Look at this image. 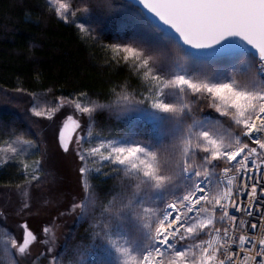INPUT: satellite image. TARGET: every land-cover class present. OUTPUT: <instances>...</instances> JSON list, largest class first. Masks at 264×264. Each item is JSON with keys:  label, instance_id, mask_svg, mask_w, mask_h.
<instances>
[{"label": "snow or ice", "instance_id": "6c2138e0", "mask_svg": "<svg viewBox=\"0 0 264 264\" xmlns=\"http://www.w3.org/2000/svg\"><path fill=\"white\" fill-rule=\"evenodd\" d=\"M48 6L81 40L99 43L105 64L130 68L138 84L29 109L47 121L74 109L53 135L79 161L77 191L53 219L74 214L86 225L57 252L54 226L45 224L39 255L47 264H264V0ZM103 113L113 122L98 126ZM9 123L0 113V133L8 136L0 165L21 157L23 217L32 211L28 185L40 181L47 150L31 127L18 132ZM40 123L29 118L33 127ZM0 228V264H41L31 254L38 236L27 220L21 236L4 220Z\"/></svg>", "mask_w": 264, "mask_h": 264}, {"label": "trees", "instance_id": "16d2710c", "mask_svg": "<svg viewBox=\"0 0 264 264\" xmlns=\"http://www.w3.org/2000/svg\"><path fill=\"white\" fill-rule=\"evenodd\" d=\"M71 2L78 4V0ZM102 37L105 41L110 39L106 33ZM107 59L99 43L81 40L75 25L59 20L49 9L48 0H0V113L9 117V128L20 132L31 127L42 140L41 148L47 150L41 179L31 183L36 192L51 188L62 172L52 132L43 118L32 116L31 107L22 106L23 101L29 97L38 108H54L58 97L75 98L77 92L94 94L121 84L133 88L137 78L131 69L109 66L105 64ZM29 118L42 123L33 127ZM112 122L107 113L98 116V126ZM1 138L8 136L0 133ZM25 138L34 137L27 134ZM35 155L39 157L40 153ZM24 181L18 164L0 168V188L16 187ZM85 226L76 220L67 227L58 241L57 252L62 251L66 239L83 234Z\"/></svg>", "mask_w": 264, "mask_h": 264}, {"label": "rangeland", "instance_id": "374dc122", "mask_svg": "<svg viewBox=\"0 0 264 264\" xmlns=\"http://www.w3.org/2000/svg\"><path fill=\"white\" fill-rule=\"evenodd\" d=\"M137 84L138 81L133 86V88L137 87ZM131 90L132 88L129 89V91ZM30 101L31 99H29V97H26L25 101H23L24 104H22V106L25 109L28 107L30 108L31 106H33ZM73 112V108H71L70 106H65L60 109L53 121L43 120L49 131L52 132L55 149L60 159V170L62 174L60 173V176L55 175L57 182L52 185L51 188L42 193L36 192L31 184L28 185L29 198L33 205L31 213L25 214L23 215V217H21V215L19 214L20 204L25 199V197H23L22 195L23 188L25 187V181L19 185V188L17 186L0 188V210L7 211V218L5 219L3 216H0V220H4L8 228L17 236L22 235V232L19 228L21 220L23 219L28 221L29 225L35 230L38 236V240L31 246V254L38 258L41 261V264H47V259L39 255L41 252H44L45 248L47 247V245L41 243V241L45 239V234L42 231L45 224L54 226V231L57 237L56 247L58 251V241H60L61 234L67 227L72 225L77 220L74 214L63 215L55 220L53 219V217L56 216L57 210H63L64 207H67L66 200H70L73 196H75L77 191L76 178L78 170L76 168V165L79 163V161L74 160L72 155L63 153L58 148L57 140L53 135L55 125L57 123H62L63 119L68 114ZM55 131L58 133V128H55ZM6 139L8 138H1L0 145H2ZM37 158H40V156L37 157V155L33 154L26 156L25 160L27 163L31 164V162ZM20 160L21 157L18 156L15 157L14 160L10 163L18 164L20 166ZM1 167H3V165H0V168ZM20 169L23 173L22 167H20ZM56 174L58 173L56 172ZM2 231H4V229L0 228V232Z\"/></svg>", "mask_w": 264, "mask_h": 264}, {"label": "built area", "instance_id": "2783aa9c", "mask_svg": "<svg viewBox=\"0 0 264 264\" xmlns=\"http://www.w3.org/2000/svg\"><path fill=\"white\" fill-rule=\"evenodd\" d=\"M245 199V202H247V198L245 197L244 198ZM249 228H250V224H249ZM258 229H259V226H258ZM253 235H259V230H257L255 233H253ZM204 239H207V236H205V238Z\"/></svg>", "mask_w": 264, "mask_h": 264}]
</instances>
